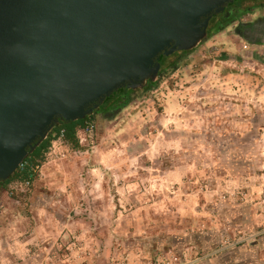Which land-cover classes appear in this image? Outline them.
I'll return each instance as SVG.
<instances>
[{"label": "clouds", "instance_id": "obj_1", "mask_svg": "<svg viewBox=\"0 0 264 264\" xmlns=\"http://www.w3.org/2000/svg\"><path fill=\"white\" fill-rule=\"evenodd\" d=\"M219 43L119 111L92 110L74 138L62 129L28 176L0 178V264H264V30ZM12 127V152L43 134Z\"/></svg>", "mask_w": 264, "mask_h": 264}, {"label": "water", "instance_id": "obj_2", "mask_svg": "<svg viewBox=\"0 0 264 264\" xmlns=\"http://www.w3.org/2000/svg\"><path fill=\"white\" fill-rule=\"evenodd\" d=\"M233 1L0 0V139L13 124L43 133L23 152L0 145V178L8 180L59 119L82 120L117 90L155 83L161 57L207 41L209 18ZM16 43L15 56L7 55ZM13 92L36 103L13 107L6 103Z\"/></svg>", "mask_w": 264, "mask_h": 264}, {"label": "flooded vegetation", "instance_id": "obj_3", "mask_svg": "<svg viewBox=\"0 0 264 264\" xmlns=\"http://www.w3.org/2000/svg\"><path fill=\"white\" fill-rule=\"evenodd\" d=\"M239 1L241 2L240 5L238 4ZM246 2H248V5L245 6ZM260 11H263L261 13H264V0H234L232 3H229L224 7V11L222 13L214 14L209 18V22L205 29L206 33L207 35L211 36L213 34L220 33L231 26L232 33H234L236 36H241L245 31L253 27L255 24L258 29L264 30V15H260ZM219 28H221V30L217 32ZM189 53H191V51H182L176 52L169 57H165L161 60V69L163 65L169 62L170 58L173 57L174 59L180 61L182 57L188 55ZM145 89L146 87L140 90L132 91L128 88H121L113 93L114 96L107 106L104 105V101L95 110H118V106L126 105L125 103H127L128 100L131 101V98L134 96V94L138 93L139 91H144ZM116 93H118V95H116Z\"/></svg>", "mask_w": 264, "mask_h": 264}, {"label": "rangeland", "instance_id": "obj_4", "mask_svg": "<svg viewBox=\"0 0 264 264\" xmlns=\"http://www.w3.org/2000/svg\"><path fill=\"white\" fill-rule=\"evenodd\" d=\"M246 5H248V2L245 3V6ZM261 12H263V11H260L259 13H261ZM225 33H232L231 26L228 27L227 29H225L224 31L220 32V33L211 35L207 41H205L204 43H201L196 49L191 51V53L182 57L181 60L178 61L177 68L175 70L166 72L164 74L165 77L161 80H158V78H157L154 86L151 87L149 90H144V91H150L153 88H159L161 86V84L165 81V78L168 77L169 75H171L172 73H175L178 70V68L180 67L181 63L184 62L188 57L192 56L193 53H198L200 55H203L205 57V59L202 60L201 63H207L208 60L211 58V56L218 51V48L223 47V45H221L219 43V40L222 37V35ZM215 58L217 60H226V59H228V53L226 51H219V55H217ZM171 59H174V58L172 57L169 60H171ZM174 85L177 87V89L179 88V85L176 84L175 81H173V80L167 81V87L169 89H171ZM220 86L225 90V94L233 92L232 82L230 80L220 82ZM139 92H141V91H139ZM133 99H134V96H132L130 103L132 102ZM181 110L182 109L180 108V106L178 104H176L172 101H169V111L170 112H179ZM116 111H119V109Z\"/></svg>", "mask_w": 264, "mask_h": 264}, {"label": "trees", "instance_id": "obj_5", "mask_svg": "<svg viewBox=\"0 0 264 264\" xmlns=\"http://www.w3.org/2000/svg\"><path fill=\"white\" fill-rule=\"evenodd\" d=\"M238 4L240 5L241 2L239 1ZM226 24H229V23H226ZM226 24H225V26H226ZM219 30H221V28H219L217 30V32ZM164 58L165 57H161V60L164 59ZM177 64H178V60L177 59H171V60H169L168 63L163 65L161 71L159 72L158 80L163 79L165 77L164 74L166 72L175 70L177 68ZM154 84L155 83H148L145 90H149L151 87L154 86ZM116 95H118V93H116ZM113 96L114 95H111L109 98H106L104 105L107 106L109 104L110 100L113 98ZM128 103H130V100H128L127 103H125V104H128ZM86 118H87V116L84 119H82V120H76V121H73V122H67L65 120L59 119L58 123L55 124V126L52 129V131L48 134L47 138L45 140H43L39 144V146L36 147L34 149V151L28 155V157L25 159L24 162H28V164H29L30 162H34L36 158H40L42 152L48 146V143L50 142V139L55 137V136H57L62 129H66L67 130V134L69 135V137L70 138H74L75 127L77 126V124H82L86 120ZM30 173H31L30 168H26L24 170H21L20 168H18L17 171L8 180H11L16 175L23 174L25 176H28Z\"/></svg>", "mask_w": 264, "mask_h": 264}, {"label": "built area", "instance_id": "obj_6", "mask_svg": "<svg viewBox=\"0 0 264 264\" xmlns=\"http://www.w3.org/2000/svg\"><path fill=\"white\" fill-rule=\"evenodd\" d=\"M27 164H28V162H23V163L19 166V168H20L21 170H24V169H26L25 165H27ZM30 171H31V169H30Z\"/></svg>", "mask_w": 264, "mask_h": 264}]
</instances>
